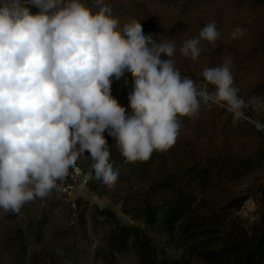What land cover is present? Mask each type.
Here are the masks:
<instances>
[{
	"label": "rangeland",
	"instance_id": "obj_1",
	"mask_svg": "<svg viewBox=\"0 0 264 264\" xmlns=\"http://www.w3.org/2000/svg\"><path fill=\"white\" fill-rule=\"evenodd\" d=\"M105 4L120 27L136 20L158 42H174L182 77L203 83L205 68L230 59L242 115L234 119L224 107L202 104L198 116L178 117L173 147L134 163L105 131L109 162L119 172L114 188L95 178L85 152L89 192L102 203L91 196L77 208L49 199L26 203L16 214L0 210V264H264V0ZM211 21L221 33L216 45L202 40L196 60L184 57V41L198 38ZM237 26L245 33L231 40ZM129 77L127 93L114 96L127 114Z\"/></svg>",
	"mask_w": 264,
	"mask_h": 264
},
{
	"label": "clouds",
	"instance_id": "obj_2",
	"mask_svg": "<svg viewBox=\"0 0 264 264\" xmlns=\"http://www.w3.org/2000/svg\"><path fill=\"white\" fill-rule=\"evenodd\" d=\"M244 33L237 26L230 39ZM220 38L211 21L179 52L196 60L202 40L215 46ZM176 51L174 42L146 34L141 22L120 27L105 0H0L2 213H19L26 203L62 191L85 152L95 178L114 188L119 172L109 162L105 131L134 163L173 147L182 127L178 117L198 116L202 104L239 118L245 102L234 86L231 60L205 68L198 84L182 77L172 59ZM126 72L134 79L131 114L111 94L112 78Z\"/></svg>",
	"mask_w": 264,
	"mask_h": 264
},
{
	"label": "built area",
	"instance_id": "obj_3",
	"mask_svg": "<svg viewBox=\"0 0 264 264\" xmlns=\"http://www.w3.org/2000/svg\"><path fill=\"white\" fill-rule=\"evenodd\" d=\"M30 8H35L32 5H27ZM129 73H125V85L129 84ZM116 81L112 78L111 91L115 88ZM117 97V96H116ZM91 171L86 170L82 161V158L77 160L76 168L69 169V175L62 182V191L57 192L53 190L49 196L40 199L37 198L34 201H42L51 199L53 202H64L70 205L72 208H77L80 202H84L92 196L89 192V182L91 180ZM93 197V196H92ZM97 202L101 203L99 198H95ZM34 201L28 202L32 203ZM47 204V203H45Z\"/></svg>",
	"mask_w": 264,
	"mask_h": 264
},
{
	"label": "bare ground",
	"instance_id": "obj_4",
	"mask_svg": "<svg viewBox=\"0 0 264 264\" xmlns=\"http://www.w3.org/2000/svg\"><path fill=\"white\" fill-rule=\"evenodd\" d=\"M116 81V86L115 88L111 91L112 96H117V97H122L124 96L128 89L130 88L129 84H127V86L125 85V75L123 77H121L120 79H116L115 77H113ZM116 98V97H115ZM92 195V194H91ZM93 198H99L96 195H92ZM102 201V200H101ZM102 203V202H101Z\"/></svg>",
	"mask_w": 264,
	"mask_h": 264
}]
</instances>
